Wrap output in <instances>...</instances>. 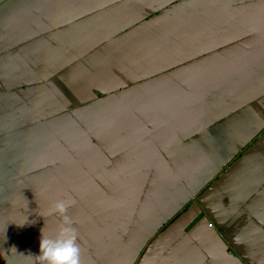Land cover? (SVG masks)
Instances as JSON below:
<instances>
[{"label":"crops","instance_id":"obj_1","mask_svg":"<svg viewBox=\"0 0 264 264\" xmlns=\"http://www.w3.org/2000/svg\"><path fill=\"white\" fill-rule=\"evenodd\" d=\"M58 200L81 264H264V0H0V264Z\"/></svg>","mask_w":264,"mask_h":264},{"label":"clouds","instance_id":"obj_2","mask_svg":"<svg viewBox=\"0 0 264 264\" xmlns=\"http://www.w3.org/2000/svg\"><path fill=\"white\" fill-rule=\"evenodd\" d=\"M74 201L58 200L52 212L59 213L62 226L51 237L42 234L39 255H35L38 264H81V249L77 243V230L72 226V219L66 214Z\"/></svg>","mask_w":264,"mask_h":264},{"label":"rangeland","instance_id":"obj_3","mask_svg":"<svg viewBox=\"0 0 264 264\" xmlns=\"http://www.w3.org/2000/svg\"><path fill=\"white\" fill-rule=\"evenodd\" d=\"M97 191H99V190H97V189H93L91 192L94 194L95 192H97ZM99 193L100 194H102V192L101 191H99ZM100 201H101V205H104V208H105V206H106V204H105V202H103V200L102 199H100ZM89 203V204H88ZM86 204H88V206H87V209L86 210H93L96 206H98V205H96V198L95 197H93V198H89V200L86 202ZM100 205V206H101ZM97 210H98V208H97ZM99 210H101L100 208H99ZM69 216V215H68ZM72 221H73V223H74V216L72 217ZM85 226L86 224L84 223V222H75L72 226L79 232V233H82V231H83V229L84 228H82L81 226ZM78 227H80V228H82L81 230L80 229H78ZM86 227V226H85ZM93 228H90V226H89V228L86 230V229H84V231H85V234H86V232L88 231V230H92Z\"/></svg>","mask_w":264,"mask_h":264},{"label":"trees","instance_id":"obj_4","mask_svg":"<svg viewBox=\"0 0 264 264\" xmlns=\"http://www.w3.org/2000/svg\"><path fill=\"white\" fill-rule=\"evenodd\" d=\"M101 226V225H100ZM91 231V234L92 235H94L95 234V236H100L102 233H103V231H102V229L100 228V229H96V228H94V229H92V230H90ZM94 234H93V233Z\"/></svg>","mask_w":264,"mask_h":264},{"label":"built area","instance_id":"obj_5","mask_svg":"<svg viewBox=\"0 0 264 264\" xmlns=\"http://www.w3.org/2000/svg\"><path fill=\"white\" fill-rule=\"evenodd\" d=\"M208 225H209V226H212V223H211V222H209V223H208Z\"/></svg>","mask_w":264,"mask_h":264}]
</instances>
